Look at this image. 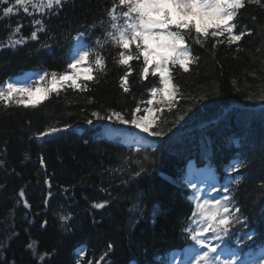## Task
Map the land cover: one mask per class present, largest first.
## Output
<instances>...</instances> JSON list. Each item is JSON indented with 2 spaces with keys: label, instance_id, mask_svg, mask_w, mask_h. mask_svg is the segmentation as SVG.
I'll return each mask as SVG.
<instances>
[{
  "label": "trees",
  "instance_id": "obj_1",
  "mask_svg": "<svg viewBox=\"0 0 264 264\" xmlns=\"http://www.w3.org/2000/svg\"><path fill=\"white\" fill-rule=\"evenodd\" d=\"M112 2L65 0L56 15L30 8L0 18V42L6 43L18 25L21 33L15 38L29 37L38 27L34 18L44 19L47 29L16 49H0V86L23 71L62 73L78 33H89L88 45L95 46L97 37L103 40ZM240 23L252 31L238 42L240 51L237 44L212 49L211 38L203 47L193 45L198 66L174 72L183 98L172 112L165 108L156 114L154 130L165 134L149 135L143 145L133 142L131 151L124 133L134 126L98 121L91 114L147 107L157 79L141 81V64L133 61L130 91L123 92L124 68L115 62L120 49L110 43L100 49L106 69L94 73L97 81L89 82L88 91L61 89L36 108L0 105V264H166L171 251L193 244L185 231L194 227L197 195L187 176L191 163L211 166L220 185L230 186L228 195L240 207L244 225L230 232L240 238L243 252L259 247L264 239V8L247 5ZM65 124L71 128L37 137ZM110 128L117 133L107 135ZM237 160L246 165L238 185L230 168ZM104 201L109 202L105 208L93 207ZM134 204L140 212L130 211ZM62 215L70 218L61 220ZM31 241L37 242V254H54L39 262L26 248ZM83 247L85 257L79 252Z\"/></svg>",
  "mask_w": 264,
  "mask_h": 264
},
{
  "label": "snow or ice",
  "instance_id": "obj_2",
  "mask_svg": "<svg viewBox=\"0 0 264 264\" xmlns=\"http://www.w3.org/2000/svg\"><path fill=\"white\" fill-rule=\"evenodd\" d=\"M64 4L65 0H14V2L0 0V13H2L0 18H8L21 9L24 13H29L30 8L42 16L56 15ZM250 4L264 8L262 0H113L111 8L106 13L108 21L103 40L97 37L94 41L95 46L74 48L69 57L70 62L62 73L42 71L38 80L32 83L4 82L3 86H0V105L8 107L15 104L25 108H36L50 94L58 93L61 89L78 90L81 93L88 91L89 82L97 81V75L94 73H103L106 69V57L100 49L110 43L120 49L115 62L124 68L119 78L123 92L130 91L129 77L135 71L133 61L141 64L138 71L141 81L148 80L151 76L157 79V84L149 89L151 99L147 100V107L142 108L138 104L131 111H117L110 108L106 109L103 115L100 111H93L92 117L98 121L107 120L132 125L150 136H163L165 134L163 131L154 130L159 127V118L156 114H162L165 108L168 112H172L179 102L178 98H183L181 86L174 82V72L182 70L184 73H189L190 66H198L200 58L193 54V45L203 47L210 38L214 41L212 49L223 44L229 47L237 44L236 50L240 51L238 42L243 37L252 35L247 25L240 23L241 10H245ZM32 23L38 27L29 37L21 34L20 38H15L21 33L22 25H18L12 30L6 43L0 42V49H16L25 45L27 40H37V34L47 30L44 19L34 18ZM91 27L95 29L96 25ZM101 27H104L103 21ZM88 35V32H81L77 34L76 39L79 41ZM261 98L264 99V95ZM86 123L92 124L93 119H87ZM70 128L69 124H65L63 128L50 126L39 132L37 137L45 138ZM128 147L131 151L133 145L130 144ZM141 148H137L136 151L139 153ZM40 162L44 164L42 156ZM0 164H3V161H0ZM244 167L246 165L242 160H237L230 166L231 171L237 173L234 178L237 185L241 182L242 177L239 173ZM141 171H143L142 167ZM135 175L138 176L140 173L136 172ZM49 186H51L50 182ZM190 186L197 189L196 184ZM212 190L218 191L215 187ZM219 191L225 193L220 199L201 200L195 197L191 224L196 226L187 227L185 231L201 249L206 250L195 255L191 264H247L246 261L239 260L237 253H230L231 258L222 259L217 254L220 245L212 242L234 234L230 232L234 225L244 226L240 207L235 206L234 197L228 195L231 189L223 186ZM19 195L24 196L23 190ZM51 195L52 193L49 192L48 196ZM23 203L26 207H30L27 200ZM108 203V201L95 203L93 207L103 209ZM130 211L140 212L136 204ZM60 218L67 221L70 216L62 215ZM46 225L45 220L41 227ZM208 233L212 234L211 239L206 235ZM246 235L251 239V234L246 233ZM36 244V241H31L26 248L32 250L33 256L39 262L54 254L46 252L37 254ZM108 247L111 249L112 245ZM83 255L84 252L81 251L80 256ZM12 264H15V261ZM257 264H264V259H260Z\"/></svg>",
  "mask_w": 264,
  "mask_h": 264
},
{
  "label": "rangeland",
  "instance_id": "obj_3",
  "mask_svg": "<svg viewBox=\"0 0 264 264\" xmlns=\"http://www.w3.org/2000/svg\"><path fill=\"white\" fill-rule=\"evenodd\" d=\"M77 43H78L77 49L84 48V44L81 40L77 41ZM39 74L40 73L38 72L30 73L26 75L22 80L27 83H32L33 81L38 80ZM134 132L136 133V136L138 138H143V137L146 138L148 136V133H144L140 129H137V128L135 129ZM113 133H114L113 131L109 132V134H113ZM188 173H189L188 175H189V179L191 180V182L197 185V189H196L197 196L201 200L213 199V198L220 199L221 196L224 194L222 191H219L222 189V187H218L216 183L213 184V182H215V174L214 172H212L209 166L201 170H196V168L193 165H191ZM213 187H215L218 191H213L212 190ZM206 235L209 237V239L212 238L211 233H208ZM228 237L229 236H225L223 237L222 240L212 241L214 244L218 243L220 245V247L218 248L217 254L220 255L222 259H229L231 258L230 253H234V250L230 251L228 248L225 247V245H222L226 243L227 241L226 239ZM235 249L240 251V249L237 247L236 244H235ZM205 250L206 249H201L200 246L197 245L195 242L191 248H188L185 251H177L173 253L172 255H170L169 264H191V260L194 258V256L197 255L199 252H202ZM238 257H239V260L246 261L247 264H257V262L260 259H264V251H262L256 256L244 254L243 257H240L239 255Z\"/></svg>",
  "mask_w": 264,
  "mask_h": 264
}]
</instances>
